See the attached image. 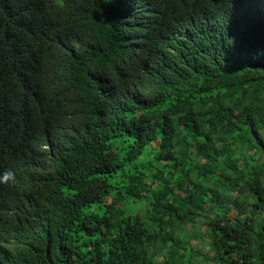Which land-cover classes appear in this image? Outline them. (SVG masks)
Listing matches in <instances>:
<instances>
[{
    "label": "trees",
    "instance_id": "obj_1",
    "mask_svg": "<svg viewBox=\"0 0 264 264\" xmlns=\"http://www.w3.org/2000/svg\"><path fill=\"white\" fill-rule=\"evenodd\" d=\"M6 172L0 264H264V0H0Z\"/></svg>",
    "mask_w": 264,
    "mask_h": 264
},
{
    "label": "rangeland",
    "instance_id": "obj_2",
    "mask_svg": "<svg viewBox=\"0 0 264 264\" xmlns=\"http://www.w3.org/2000/svg\"><path fill=\"white\" fill-rule=\"evenodd\" d=\"M205 228H206V225H202L201 221H199L196 229L200 235H202V232H205ZM186 229H188L189 232H192L193 230H195V228H191L190 226H187ZM192 233H194V232H192ZM203 242H204L203 237H200V238L194 237V239L192 240V245H194L195 248L199 252L205 253L207 251V247L204 246ZM197 262H198V264H206V262H204L203 256H198Z\"/></svg>",
    "mask_w": 264,
    "mask_h": 264
},
{
    "label": "clouds",
    "instance_id": "obj_3",
    "mask_svg": "<svg viewBox=\"0 0 264 264\" xmlns=\"http://www.w3.org/2000/svg\"><path fill=\"white\" fill-rule=\"evenodd\" d=\"M13 177V173L11 172H6L2 178H0V180H2L3 182H7L9 181L11 178Z\"/></svg>",
    "mask_w": 264,
    "mask_h": 264
}]
</instances>
